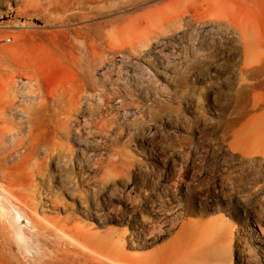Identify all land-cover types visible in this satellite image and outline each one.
<instances>
[{
  "label": "rangeland",
  "instance_id": "rangeland-1",
  "mask_svg": "<svg viewBox=\"0 0 264 264\" xmlns=\"http://www.w3.org/2000/svg\"><path fill=\"white\" fill-rule=\"evenodd\" d=\"M0 202L23 264H264V0H0Z\"/></svg>",
  "mask_w": 264,
  "mask_h": 264
},
{
  "label": "bare ground",
  "instance_id": "bare-ground-1",
  "mask_svg": "<svg viewBox=\"0 0 264 264\" xmlns=\"http://www.w3.org/2000/svg\"><path fill=\"white\" fill-rule=\"evenodd\" d=\"M175 1L177 0H169V3ZM113 35L115 36V34ZM20 217V214L12 216L4 202H0V264H23L19 256L14 253V246L9 234L13 229L17 235L18 244L23 245L26 249L29 247L28 242L31 237L25 233ZM29 220L31 221V219ZM41 225L43 224L41 223ZM57 226L60 225L57 224ZM60 227L63 229V226ZM258 227L264 230L261 224ZM186 229L193 230L195 227L189 226ZM54 241L52 251L47 252L48 254L46 253L35 264H108L106 260L114 259V256L118 254V249L114 243L104 241L100 236L91 232H83L79 238L72 236V239L69 240L57 237ZM46 244L48 245V243ZM189 249L195 250L196 248L191 244Z\"/></svg>",
  "mask_w": 264,
  "mask_h": 264
}]
</instances>
